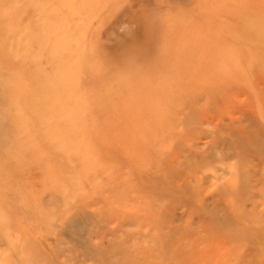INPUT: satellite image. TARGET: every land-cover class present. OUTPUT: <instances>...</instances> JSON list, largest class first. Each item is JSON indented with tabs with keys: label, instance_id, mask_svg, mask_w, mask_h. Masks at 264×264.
Listing matches in <instances>:
<instances>
[{
	"label": "rangeland",
	"instance_id": "1",
	"mask_svg": "<svg viewBox=\"0 0 264 264\" xmlns=\"http://www.w3.org/2000/svg\"><path fill=\"white\" fill-rule=\"evenodd\" d=\"M0 264H264V0H0Z\"/></svg>",
	"mask_w": 264,
	"mask_h": 264
},
{
	"label": "bare ground",
	"instance_id": "2",
	"mask_svg": "<svg viewBox=\"0 0 264 264\" xmlns=\"http://www.w3.org/2000/svg\"><path fill=\"white\" fill-rule=\"evenodd\" d=\"M250 139V138H249ZM243 142V141H242ZM195 157V156H194Z\"/></svg>",
	"mask_w": 264,
	"mask_h": 264
}]
</instances>
